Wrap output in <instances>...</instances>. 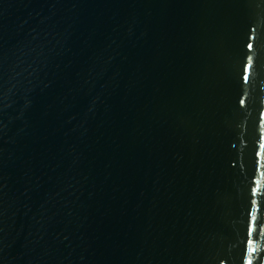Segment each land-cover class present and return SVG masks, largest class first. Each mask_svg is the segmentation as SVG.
<instances>
[{
    "label": "water",
    "instance_id": "1",
    "mask_svg": "<svg viewBox=\"0 0 264 264\" xmlns=\"http://www.w3.org/2000/svg\"><path fill=\"white\" fill-rule=\"evenodd\" d=\"M0 264H264V0H0Z\"/></svg>",
    "mask_w": 264,
    "mask_h": 264
}]
</instances>
